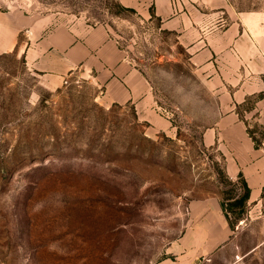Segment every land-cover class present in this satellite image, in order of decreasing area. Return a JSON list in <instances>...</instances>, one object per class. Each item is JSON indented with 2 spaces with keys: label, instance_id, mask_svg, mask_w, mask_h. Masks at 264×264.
<instances>
[{
  "label": "rangeland",
  "instance_id": "374dc122",
  "mask_svg": "<svg viewBox=\"0 0 264 264\" xmlns=\"http://www.w3.org/2000/svg\"><path fill=\"white\" fill-rule=\"evenodd\" d=\"M236 21L261 40L245 57L264 66V0H0V37L17 39L0 48V264H264V247L240 256L263 219L240 250L208 253L192 218L212 170L226 197L237 189L204 136L237 82L232 58L218 67ZM99 54L137 69L144 95L128 100L136 88ZM261 95L241 105L259 142Z\"/></svg>",
  "mask_w": 264,
  "mask_h": 264
},
{
  "label": "crops",
  "instance_id": "0c3cea01",
  "mask_svg": "<svg viewBox=\"0 0 264 264\" xmlns=\"http://www.w3.org/2000/svg\"><path fill=\"white\" fill-rule=\"evenodd\" d=\"M242 25L243 23L240 21L233 23L231 41L228 40V43L226 42L222 45L221 50L218 52L222 51V54L218 56L221 58V65L218 66L219 69H222V73H226V68L230 69L228 59L232 58L233 68L231 69L233 80H237L236 83H232L231 89L227 87L221 89V92H224V103H228L226 104L228 106L227 112L216 126L212 129H207L204 134L207 141L206 146H214L222 154L224 159L223 171L226 173V178L230 179L237 189L232 198L226 197V187L218 179L217 173L212 170L210 178L215 184L216 189L205 190L192 203V218L196 221L194 227L200 234V237L197 239L198 241L200 240V247L208 253L224 247L231 242H234L235 246L240 250L242 248L238 240L240 235L246 229L248 230L253 221L257 219H263L264 221V139L261 140L260 144L256 143L244 122L248 118L249 112L245 110L247 114L244 115L241 109V105L252 95L262 93L254 103V107H252L250 113H252L251 115L255 120L264 125V66L261 67L254 63L256 59H254V55L250 54V56L245 57V47L242 44L246 45L249 53L254 49L259 50L262 45L259 43L261 40H257L252 34L247 33L245 36L241 29ZM8 29V31H11V27ZM225 37H228L227 33ZM242 37L247 41L246 43L242 41ZM16 44V38L12 39L11 36H8V38L0 37V48L2 51L13 50ZM77 47V45L72 47L68 53L69 57H71L69 60L73 63L76 61L74 51ZM199 51L198 54L203 56V50ZM225 59L227 60V64ZM103 60L106 63L105 66L113 65V62L109 59L106 60V57ZM262 60L264 61V59ZM115 65L117 66L114 68L112 66L111 70L114 77L118 78L117 80L121 84V89L126 86L136 88L137 93L135 95L130 94L128 100H132L137 96H143L144 79L139 71L127 63L119 64L118 61ZM198 65L204 70L209 69L210 66L209 64L206 65L205 61ZM222 84L224 86L230 85L228 83ZM155 118L159 122L158 127L161 129L165 128L163 119L160 117ZM243 182L249 188V196L244 203L246 211L242 216L237 218V223L232 225L231 219L236 218L237 212L236 209L235 212H229L227 206L229 202L238 199L243 194ZM262 247H264V238L254 244L248 245L246 247L247 250L244 253H240V256L242 254V256L246 257L252 253H257Z\"/></svg>",
  "mask_w": 264,
  "mask_h": 264
},
{
  "label": "trees",
  "instance_id": "16d2710c",
  "mask_svg": "<svg viewBox=\"0 0 264 264\" xmlns=\"http://www.w3.org/2000/svg\"><path fill=\"white\" fill-rule=\"evenodd\" d=\"M250 134L253 137V139L256 141V143L260 144L259 140L253 135V133L251 131H250ZM232 185H235V184H232ZM243 189H244V192L238 199L228 203L227 208H228L229 212H235V207H237L239 205L244 207V203L249 196V188L245 182H243ZM230 198H232V195L230 196ZM242 215H243V213L239 214L238 216L236 215V217H240Z\"/></svg>",
  "mask_w": 264,
  "mask_h": 264
}]
</instances>
